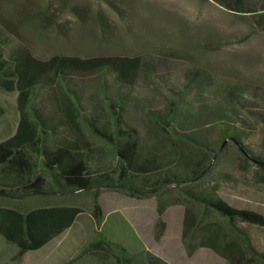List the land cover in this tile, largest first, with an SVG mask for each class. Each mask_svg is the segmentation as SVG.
Masks as SVG:
<instances>
[{
    "label": "rangeland",
    "instance_id": "374dc122",
    "mask_svg": "<svg viewBox=\"0 0 264 264\" xmlns=\"http://www.w3.org/2000/svg\"><path fill=\"white\" fill-rule=\"evenodd\" d=\"M111 1L113 4L107 0H0V33L9 34L13 46H27L41 60L55 55H127L149 60L152 71L148 67L141 71L127 98V123L149 138L154 125L147 111H163L179 100L175 127L219 149L218 161L204 183L219 182L223 199L264 214V168L254 164L234 140L221 145L218 131L221 117H228L244 133L243 145L264 156V0H245L253 12L244 14L215 0ZM36 13L48 16L47 20L27 23L26 16ZM103 75L70 81L86 116L109 117L99 83ZM106 77L109 97L114 99L119 91L114 76ZM50 94L44 89L37 105L50 110L58 101L56 95L53 101L46 99ZM0 106L4 110L0 122L6 120L14 131L17 94L0 90ZM82 131L90 143L106 147L103 157L111 158L107 146ZM55 201L51 204L77 206L83 212L67 237L56 243L58 254L69 251L71 256H51L40 264L68 261L101 232L94 220L91 193L78 192ZM99 201L106 219L104 234L136 253L149 251L169 264H226L206 248L188 253L182 241V205L170 206L160 217L155 197L137 199L121 191L103 190ZM160 219L166 228L159 237ZM240 226L264 251V228ZM0 248L5 252L0 264H38L36 257L17 260L13 257L16 248L1 238Z\"/></svg>",
    "mask_w": 264,
    "mask_h": 264
},
{
    "label": "trees",
    "instance_id": "16d2710c",
    "mask_svg": "<svg viewBox=\"0 0 264 264\" xmlns=\"http://www.w3.org/2000/svg\"><path fill=\"white\" fill-rule=\"evenodd\" d=\"M215 1L236 13L253 12L245 0ZM47 18L36 13L27 15L26 21L39 24ZM147 67L152 71L146 58L127 55H55L41 60L27 46H13L9 34L0 33V90L17 94L18 113L16 132L0 142V238L16 248L17 260L64 234L83 212L77 206H36L34 200L89 192L101 232L62 264H169L149 251L136 253L104 234L100 195L103 190H116L137 199L155 197L160 217L170 206L182 205V241L189 254L206 248L226 264H264V251L240 226L264 228V214L223 199L219 182L204 183L218 161L219 149L175 127L180 101L163 111H147L154 125L149 138L127 123V98ZM102 74L99 83L108 119L84 115L83 101L70 88L74 77ZM107 74L114 76L119 90L114 99L109 97ZM44 89L53 94L46 99L58 97L50 110L37 105ZM220 122V144L234 140L254 164L264 168V156L243 145L244 133L236 122L226 116ZM82 129L107 146L111 158L103 157L106 147L90 143ZM28 200H33L32 206L24 210L13 205ZM165 228L160 219L159 237Z\"/></svg>",
    "mask_w": 264,
    "mask_h": 264
},
{
    "label": "crops",
    "instance_id": "0c3cea01",
    "mask_svg": "<svg viewBox=\"0 0 264 264\" xmlns=\"http://www.w3.org/2000/svg\"><path fill=\"white\" fill-rule=\"evenodd\" d=\"M17 126H18V121L16 122V124L14 126V131L11 132V128L9 127V124H6V120L0 122V127H1L2 132H3V136L0 135V137H4V139H5L8 136L14 134L16 132ZM1 129H0V134H1ZM1 141H3V140H0V142ZM69 196H64V197H50V198H39L37 200H34V202L44 203L42 205H61V204H51V203L52 202L53 203L56 202L55 200H57L59 198H65L66 199ZM32 203H33V200H28V201H15V202H13V205L16 208H18V209L24 210V209L32 206ZM66 206H69V205H66ZM74 224H73V226H74ZM73 226L71 228H69L64 234H62L61 236L55 238L54 240H52L49 244H47L43 248H41V249H39L37 251L27 252L24 255L23 259L24 258L36 257L38 259V264H40L39 261L43 260V263H44L45 260H48V259L50 260V257L51 256H54L55 258H57L56 255H58V256L61 255L63 257L71 256V253L69 251H66V252L60 251V253L58 254V250H57L56 243L58 241L59 242H62L67 237V235L69 234L70 230H72ZM16 252L13 255V257H16V255H17ZM0 255L1 256H4L5 255V252H4L3 248H0Z\"/></svg>",
    "mask_w": 264,
    "mask_h": 264
}]
</instances>
